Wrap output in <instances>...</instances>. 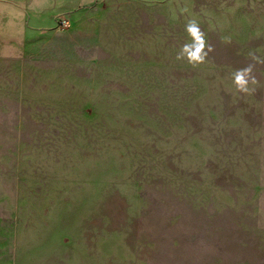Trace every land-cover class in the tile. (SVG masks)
<instances>
[{
    "label": "rangeland",
    "instance_id": "1",
    "mask_svg": "<svg viewBox=\"0 0 264 264\" xmlns=\"http://www.w3.org/2000/svg\"><path fill=\"white\" fill-rule=\"evenodd\" d=\"M249 51L264 0H0V264H264Z\"/></svg>",
    "mask_w": 264,
    "mask_h": 264
},
{
    "label": "clouds",
    "instance_id": "2",
    "mask_svg": "<svg viewBox=\"0 0 264 264\" xmlns=\"http://www.w3.org/2000/svg\"><path fill=\"white\" fill-rule=\"evenodd\" d=\"M185 32L190 41L182 45L176 59H186L192 67L204 64L209 57V53L214 51V47L206 40L205 32L201 29L196 19H189L185 25ZM248 57L252 61L246 67L236 69L232 73V82L237 92L251 94L255 92V87L249 85H257L258 81L254 75L257 65H264V58L256 55L254 51H249Z\"/></svg>",
    "mask_w": 264,
    "mask_h": 264
}]
</instances>
